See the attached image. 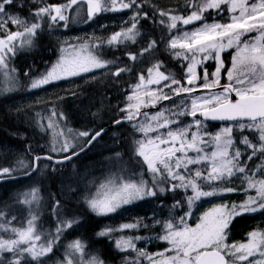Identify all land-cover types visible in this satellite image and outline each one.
<instances>
[{
    "label": "snow or ice",
    "instance_id": "1",
    "mask_svg": "<svg viewBox=\"0 0 264 264\" xmlns=\"http://www.w3.org/2000/svg\"><path fill=\"white\" fill-rule=\"evenodd\" d=\"M31 2L40 5L31 12L35 17L34 22L9 12V6L14 3L17 7L25 6L20 0H0V32L4 34L0 36V75L9 85L0 89V94L16 89L19 82L15 76L16 69L10 67L11 59L18 51L33 45L45 17L50 22L49 26L58 21H67L65 13L78 3L86 2L90 19L103 12L131 10L130 24L106 38H94L91 43L62 47L60 57L46 72L30 78L29 89H38L97 69H108L109 65L115 64V61L103 59L99 49L105 45L118 48L128 42L135 43L140 35L137 27L140 20L151 19L148 12L143 11L145 5L153 9V16L160 17L159 23L169 33L177 30L176 35L170 36L167 48L175 58L189 62L184 83L167 69L160 71L164 67L162 61L153 63L147 69V78L143 72L138 73V82L131 86L132 92L126 97L128 103L120 109L125 116L114 123L128 121L134 131L140 134V138L134 141L135 155L146 166L151 183L143 178V172L137 179L123 176L107 178L94 195L86 198L93 213L106 216L124 205L155 197L158 193L164 194L166 190L176 192L178 189L184 192L191 190L192 195L187 196L185 201L191 209L202 198L237 191V188L225 187L234 177L245 185L241 189L245 193L255 190L254 196L248 195L240 204H218L210 208L194 227L187 223L191 217L190 210L179 217L176 223L172 219L163 222L164 234L157 237L169 245L163 252L148 254L143 249H137L135 241L141 237L122 236L116 239L118 250L126 252L131 249L136 253L135 260H128L126 264H139L141 257L149 261V264H264V232H250L247 243L227 242L230 224L237 216L264 210V177L257 178L256 175L264 174V0H185V7L191 9L188 15L174 14L173 9H161L153 5L151 0H68L65 4H49L46 0ZM225 10L229 13L228 22L206 21L205 13L214 11L217 15H223ZM196 21L205 22L191 31L184 30V26ZM9 24L17 30H11ZM252 33L256 35L252 36ZM245 36L248 39H243ZM156 44V40H150L147 47L138 54L127 53L128 59L136 62L138 57L151 53ZM229 49H235V52L231 66L224 72L227 83L221 85V74L225 69L221 54ZM209 59L217 62L211 73L212 79H209L206 68L202 76L197 72V67ZM131 71L132 68L126 65L118 67L111 75L119 77L121 73ZM25 75L28 73L25 72ZM201 80L203 83H200ZM165 88L169 91L165 92ZM217 88L221 91H215ZM199 90L207 91L192 96ZM181 94L192 96L190 103L181 100L179 105L163 107L155 113L144 111ZM232 94H235L236 100L232 99ZM56 116L57 112L53 109L47 124L40 123L39 127L41 131L52 130L53 152H68L73 145L67 138L63 139L59 148L56 146L57 137L64 136V129L59 127ZM183 116H190L191 122L181 123L180 117ZM197 116L202 119H197ZM60 117L64 118L63 113H60ZM209 120L230 123L218 132L211 133L207 131L205 123ZM233 129L238 132L248 129L256 133V143L242 136L240 143L245 146V152H242L236 146ZM67 131L71 133L72 129ZM100 134L96 132L92 140ZM76 135L88 137L90 133L79 132ZM249 150L250 154H247ZM244 155L247 158L242 160ZM257 156L260 162L249 170L248 163ZM33 159L34 170L38 166L35 162L41 159L53 160V157L35 156ZM62 162L55 161L57 164ZM18 165L28 167L23 160ZM13 171L0 168V178L10 176ZM164 184H167V189L162 186ZM22 195V202L28 205L38 203L40 199L39 189L36 188ZM180 206V201L173 205L174 208ZM55 207H59V201H56ZM3 219L4 213L0 212V232H10L14 238L5 239L0 236V264H21L25 254L39 261L52 252L64 231L79 223L78 219L61 221L55 233H50L49 239L38 244L42 234L37 231L36 222L39 217L36 214H32L26 226L21 228L10 226L11 220L6 225ZM154 224H161V221L156 220ZM140 227L147 228L148 225L137 221L123 224L119 228H105L97 235L111 237L113 232ZM86 247L80 240L72 241L67 246L63 264H104L97 256L85 258ZM4 252L12 253L13 259L5 262ZM250 257L258 258L250 260Z\"/></svg>",
    "mask_w": 264,
    "mask_h": 264
},
{
    "label": "trees",
    "instance_id": "2",
    "mask_svg": "<svg viewBox=\"0 0 264 264\" xmlns=\"http://www.w3.org/2000/svg\"><path fill=\"white\" fill-rule=\"evenodd\" d=\"M20 2L25 6L22 8L17 7L14 3L12 6H9V11L18 13L25 18H30L32 10L40 6L33 4L31 0H20ZM46 2L49 4H65L68 0H46ZM151 3L164 10L173 9L175 10L174 14L188 15L191 11L190 8L185 7V0H151ZM143 11L148 12L151 19L140 20L137 25L140 35L136 38L135 43L128 42L118 48L103 46L99 49L103 59L115 61V64L121 67L126 65L130 66L132 68L131 73H121L119 77L109 75L105 78L103 84L83 86L72 96L73 98L42 105L37 110L28 109L9 113L7 112L6 105L9 103L10 98L0 97V168L14 169L10 176H18L33 169V158L35 156L41 154L53 156L51 154L52 139H50L49 134L42 132L36 127L37 114L51 113L55 109L58 115L63 113V117L70 121L72 131L75 129L76 134L79 133L78 130H90L96 133L112 124L114 120L124 117L120 109L126 105L125 95L126 89L129 86L127 81L130 77L136 80L142 68L151 67L153 63L162 61L164 67L161 69L163 71L167 69L168 72L174 75H183L186 69V62L182 58H175L167 48L170 36H174L177 30L169 33L168 29L159 23L160 17L158 15L153 16V9L147 5L144 6ZM103 13L102 16L108 15V13ZM224 13L228 12L225 10ZM205 19L209 23L219 20L220 17H217V13L212 11L205 13ZM46 21L48 20L42 21V28L37 32L31 50H25L15 55L11 60L13 66L18 68L24 86L29 84L28 80L30 78L42 72L50 63V59L58 54L59 44L50 39L51 29ZM204 22L198 21V23ZM150 40H156L157 42L156 47L151 53H145L143 57H138L136 62L128 59L127 53L138 54L141 49L147 47ZM211 68L212 66H210ZM25 72L28 73L27 76ZM72 117H78L79 119L75 120ZM207 125L210 130L219 127V125L214 124L207 123ZM121 128L125 131L120 132L116 141L110 144H101V157L109 159L114 155L117 157V153H119V159L129 164V167L123 171L128 172V175L131 174L133 176L134 174V177H137L141 172L147 176L146 166L135 155L134 141L136 134L130 129L129 124H124L118 129L121 130ZM9 131L23 133L25 138H12L9 135ZM101 140L103 138L98 142ZM9 144L28 155L24 161L28 167H19V161H16L6 151L5 145ZM86 144L87 142L81 147ZM77 160L61 166L39 161L38 171L31 177L0 185V212L4 213L3 223L7 225L8 221L11 220L12 224V215L17 211L25 212L29 218L32 214H36L39 217L36 222L37 229L44 239H49V234L55 233L58 224L64 220L80 219L90 226H93L92 224L99 225L104 223V219L92 214L86 205L85 199L89 198L90 193L93 192V186L87 188L88 184L79 173V167L82 164ZM99 160L98 157L97 164H99ZM259 162V156L254 157L250 161L251 169H254ZM42 163H48L49 165L46 169L41 170L40 165ZM93 164L94 166L91 168L98 166L95 163ZM100 167L107 168L109 165L106 164ZM22 170H25V173L17 174V172ZM113 170L111 169L112 172ZM125 172L121 171L120 173L124 175ZM34 188L39 189V202H33L32 205L23 203L24 196L22 194L30 192ZM77 193L82 195H79L77 198L71 197ZM169 195V197H164L163 201L167 200L170 203L174 202L173 200L179 201L182 194L177 191ZM56 201H59V207L54 208ZM242 222L243 219L240 218L236 221L235 225L241 224ZM68 229L61 234L58 242L53 246L50 256L45 258L46 260L53 263L64 261V254L62 252H65L68 241L73 240V238L68 239ZM235 231L236 229L233 228L232 233ZM80 241L84 244H98V248L100 247L101 249L99 257L105 264H123L128 260L135 259L133 253H122L116 249L114 250L108 238L96 240L93 236L85 232L80 237ZM3 260L5 262L8 261L4 257Z\"/></svg>",
    "mask_w": 264,
    "mask_h": 264
},
{
    "label": "rangeland",
    "instance_id": "3",
    "mask_svg": "<svg viewBox=\"0 0 264 264\" xmlns=\"http://www.w3.org/2000/svg\"><path fill=\"white\" fill-rule=\"evenodd\" d=\"M9 10V9H8ZM10 12V11H9ZM14 15H20L18 13H12ZM108 13V15L102 16L104 13H100L91 19L87 15V4L84 3H78L76 5H72L70 9L65 13L68 16L67 21H58L55 24H52L49 26L51 29L50 33V39L54 42L59 44V51L56 56H53L50 60V63L48 66L42 71L36 74V76H33L32 78L38 77L40 74L46 72L49 67L54 64L58 58L61 55V48L66 47L67 45H80L83 43H91L94 38H106L113 34L114 32L120 31L121 28L128 27L130 24L129 17L131 16V10H124V11H118V12H105ZM21 16V15H20ZM228 16L229 13H223V15H217V17H220L219 20L214 22H220V23H226L228 22ZM25 18V17H23ZM30 21L34 22L35 17L31 15L30 18H27ZM48 20L47 17H45L44 21ZM43 21V22H44ZM48 24L50 23L49 20L46 21ZM128 22V23H126ZM213 23V22H209ZM202 23H198L196 21L193 24L184 26V30L191 31L196 27H199ZM66 25V26H65ZM8 27L15 31L17 30L16 27L12 24H9ZM177 34V33H176ZM175 34V35H176ZM4 35L2 32H0V36ZM252 36H255V33L251 34ZM243 39H248L247 36H245ZM35 40V39H34ZM67 42V43H65ZM34 44V42H33ZM106 46V45H105ZM33 45L29 48H25L23 50H20L17 52V54H20L21 52L25 50H31ZM235 52V49H229L221 54V58L224 61L225 69L222 71L221 74V80L220 83L223 84V82L227 83L226 76L224 75V72L231 66V60L233 57V54ZM16 54V55H17ZM14 58V57H13ZM12 58V59H13ZM11 59V60H12ZM185 61V60H184ZM186 62V69L183 73V75H175V77L179 80H181L182 83L185 82V76H186V70L188 61ZM209 65V66H208ZM210 66L212 68L210 69ZM217 66V62L215 60L209 59L206 63H204L201 66L197 67V72L202 76L203 75V69L206 68L209 72V79H212L211 73L215 70V67ZM10 67L15 68V76L18 80V84L16 85V89L11 92H4L3 94H0L1 98H10L9 103L6 105L7 112L14 113V112H20L28 109H34L37 110L42 105H47L49 103H55L57 101H61L64 99H70L73 98L72 96L76 94V92L83 86L95 84L100 85L104 83V80L107 76L111 75V72L116 71L118 67H121L120 65L112 64L109 65L108 69H97L93 72L84 73L80 76L76 77H70L67 79L59 80L56 82H53L51 84L45 85L38 89H29L28 85L24 86L22 83L20 72L18 71V68L13 66L12 61L10 62ZM150 67H144L140 70V73L143 72L147 78V69ZM160 71H163L160 69ZM167 74V73H166ZM19 76V77H18ZM30 80V79H29ZM28 80V81H29ZM138 82V76L136 77V80H133L132 77L127 81L129 86L126 89V95H130L132 92V85H135ZM200 83H203L201 80ZM224 83V84H225ZM9 85L7 81L4 79L2 75H0V89L7 88ZM152 87H156L153 85ZM165 92H168L169 89L165 88ZM8 94V96H7ZM192 97H185V98H179L177 100H174L172 102L166 103L158 108L156 111H147L149 113H155L159 111L163 107H173L180 104V101L183 100L186 104L190 103ZM128 101L125 98V104H127ZM9 105V106H8ZM158 106V104H157ZM151 108V107H150ZM148 109V108H147ZM147 109H144L145 111ZM52 113V112H51ZM51 113L47 114H39V116H36V127L40 129L39 124H47V118L51 116ZM124 116L125 113L123 112ZM64 116V115H63ZM72 119H79L78 117H72ZM197 119H202L201 117L197 116ZM55 120L59 122V127L61 129H64V136L63 137H57L58 143L57 148L60 147V143H62L64 138H67L73 147L69 149L68 152L63 151H56L51 152V154L55 157H62L64 155L70 154L73 151H77L81 148V146L84 143H88L90 138L93 134H95V131L90 130H78L79 132H89L90 135L88 137H80L76 135V130L74 129L71 133H69L67 130L72 129L70 126L71 123L68 121V119H61L60 115L57 114L55 117ZM181 123H190L191 117L190 116H183L180 117ZM116 121V120H114ZM206 123V122H205ZM207 124V123H206ZM229 124V123H228ZM228 124H221L218 128L210 130L209 126L207 125V131L211 133L218 132L222 127L228 125ZM130 129L136 134L135 140L140 138V134L135 132L134 129L131 127V124H129ZM175 127V125L173 126ZM41 130V129H40ZM124 132L123 128L121 130L114 129L108 132L101 140L98 142L89 152L78 158V162H80L82 165L79 167V173L83 176V180L85 179V182L88 184L89 188L90 186H93V192L90 193L89 198L94 195L97 191V188L99 185L109 177H116V176H123L124 178H132L137 179L140 174L137 177H134L130 174L128 175V172L123 171L124 169L128 168L129 164L122 162L119 159V156H113L109 159L102 158L101 157V144H110L116 141L119 137L120 132ZM44 133L49 134L50 139H52V130H46L42 131ZM9 135L12 138H25V135L23 133H20L18 131H9ZM233 137L236 142V146L240 147L242 152H245V146L240 143L242 136H247L249 140H251L253 143H256V133L250 132L248 129H245L243 132H238L236 129H233ZM106 139V140H105ZM6 151L10 154L11 157L15 158L16 161H25L27 159V154L23 151L17 149L14 146L5 145ZM116 147V146H115ZM247 154H250V150ZM99 157V164H97V159ZM247 155H244L242 157L243 159H246ZM97 164L98 166L95 168H91L94 166V164ZM109 165L107 168H101L102 165ZM48 163H42L40 165V169L44 170L48 167ZM22 168V167H20ZM255 168V167H254ZM113 170V172L111 171ZM119 169V170H118ZM248 169L251 170L250 162L248 163ZM125 172L124 175H122L120 172ZM25 173V170L17 172V174ZM148 174L143 175V178L145 180H148L149 183H151V179ZM251 174V173H250ZM257 178L264 177V174L257 173ZM99 176V177H98ZM95 177H97L95 179ZM167 189V184L162 185ZM225 187H233L237 188L238 190L231 193H225L220 196H213V197H206L202 198L200 201L196 202V204L189 209L186 201V197L192 195L191 190L188 192H184L183 190L178 189L177 191L181 192L180 196V207H173L174 204H176L177 201L173 200L174 202L170 203L167 200L163 201V198L166 196H170V191H165L164 194L158 193L155 197H147L143 200L135 201L134 203L124 205L123 207L119 208L115 213H111L106 216H98L95 213L91 211L92 214L96 215L99 218L104 219V223L101 224H92L93 226L88 225L85 221L79 220V223L73 224L71 228L68 229V239L73 238L74 240H80V237H82L85 232L89 235L93 236L94 239L98 240L100 238H108L109 242L112 243V248L115 250H118L115 246V240L120 237H141V239L136 240V248L137 249H143L148 254H154L163 252L166 248L169 247L168 243L166 241L157 239L158 236L163 235V222L168 221L169 219H172L173 223H176L179 217L184 216L186 212L189 210L191 211V217L188 218L187 223L191 226H195L196 223L199 222V218L208 211L210 208L218 205V204H240L242 203L248 195H255V190H250L249 192L245 193L241 189L245 187V185L241 182L240 179L233 178L232 182L228 185H225ZM176 191V192H177ZM80 192V191H79ZM81 196L82 194H75L72 195V198H77L78 196ZM158 198V199H157ZM174 199H176L174 197ZM86 200V199H85ZM87 205V203H86ZM88 207V205H87ZM89 208V207H88ZM12 217H15V219H12V227L21 228L26 226V222L29 219L28 215L25 212H14ZM242 218L243 222L241 224L235 225L236 221L238 219ZM159 220L161 221V224H154V221ZM137 221H141L144 224H147L148 227H140L137 229H125L123 231L113 232L111 234V237L109 236H98L97 234L105 229V228H119L123 224H130V223H136ZM235 228L236 231L232 233V229ZM38 231V229H37ZM253 231H260L264 232V210L257 211L255 213H244L240 216H237L230 224L229 230H228V243H247L248 240V234ZM39 232V231H38ZM234 234V235H233ZM0 236H3L5 239L8 238H14L10 232H0ZM237 236V237H235ZM47 239L41 238L39 243H44ZM68 241L66 245L67 246L72 242ZM87 247L85 249V258L88 256H97L99 259L100 254V247L98 248V244H85ZM65 252H62L64 254L65 258ZM120 251V250H118ZM121 252V251H120ZM122 253H133L136 258V253L133 252L131 249H129L126 252ZM51 253H48L46 256H43L37 260H32L28 254H25L24 258L21 260V264H63V261H59V263H53L51 261L46 260L45 258L47 256H50ZM171 255V253H169ZM3 257L11 260L13 259L12 253L4 252ZM258 257H250V260H255ZM135 260V259H134ZM105 264V263H104ZM126 264V263H123ZM139 264H149V261L144 259L143 257L140 258ZM244 264H247V262H244Z\"/></svg>",
    "mask_w": 264,
    "mask_h": 264
},
{
    "label": "water",
    "instance_id": "4",
    "mask_svg": "<svg viewBox=\"0 0 264 264\" xmlns=\"http://www.w3.org/2000/svg\"><path fill=\"white\" fill-rule=\"evenodd\" d=\"M221 85H223V84H221ZM206 91L207 90H199V91L193 93L192 96H198V95L204 94V92H206ZM215 91L219 92V91H221V89L220 88H217V89H215ZM192 96H189L187 94H181V96L174 97L171 100H164L161 103H159L157 107H155V108H148L146 111H156V110H158L159 107H161L162 105H164L166 103H169V102L174 101V100L179 99V98L192 97ZM232 99L233 100H236L237 99V97L235 96V94H232ZM206 122H208L210 124H220V125L221 124H228V123H230L228 121H211V120L206 121ZM125 123H130V122H128V121H122L119 124H116V123L113 122L112 124H110V125L102 128L100 131H98L101 134L99 136H97L95 140H92V137H91L90 140H89L91 142L89 143V141H88V143L83 148H81L82 150L80 149V150H77L76 152H73V153H77L76 155H73V153L67 155V156H71L72 157L71 159H64V157H66V156H64V157H53L52 156L53 157V160L41 159L40 161H47V162L53 163V164H55L57 166L69 164L70 162L76 160L80 156H82L85 153H87L92 148V146L97 141H99L107 132H109L112 129H116V128L120 127L121 125L125 124ZM93 135H95V134H93ZM38 156H40V157H47V156H51V155H49V154H41V155H38ZM57 160H61L63 162L57 164V163H55V161H57ZM38 162H35V163L38 165ZM38 167H39V165L36 166L34 170L32 169L30 172H28L27 175L26 174H21V175H18V176H6V177H2V178H0V185L1 184H4V183H7V182H14V181H18V180H21V179L29 178V177H31L32 175H34L38 171Z\"/></svg>",
    "mask_w": 264,
    "mask_h": 264
},
{
    "label": "bare ground",
    "instance_id": "5",
    "mask_svg": "<svg viewBox=\"0 0 264 264\" xmlns=\"http://www.w3.org/2000/svg\"><path fill=\"white\" fill-rule=\"evenodd\" d=\"M19 77V76H18ZM7 96H8V94H7ZM9 106V105H8ZM13 113V112H12ZM106 140V139H105Z\"/></svg>",
    "mask_w": 264,
    "mask_h": 264
}]
</instances>
